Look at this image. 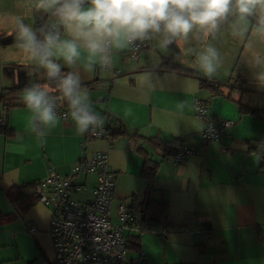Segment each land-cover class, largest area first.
Wrapping results in <instances>:
<instances>
[{
  "label": "crops",
  "instance_id": "1",
  "mask_svg": "<svg viewBox=\"0 0 264 264\" xmlns=\"http://www.w3.org/2000/svg\"><path fill=\"white\" fill-rule=\"evenodd\" d=\"M36 2L0 0V95L5 96L0 100V126L7 130L0 133V214L5 216L0 218V264H42V257L53 260L55 256L49 234L51 208L38 201L22 214L7 192L14 186L42 182L53 169L88 186L76 198L93 199L97 175L75 176L73 168L97 151H109L116 173L114 222H119L118 206L124 203L129 208L134 197L143 199L151 192L156 200L169 202L173 225L165 229L168 234L142 233L147 264H264V156L254 152L264 138V86L253 77L237 75L241 59L248 65L252 52L264 54V37L256 33L254 23L249 22L245 30L242 22L229 16L214 34L197 29L187 39L176 38L167 49L159 46L163 37L153 34L149 47L137 58L129 56V46L111 49L109 61L104 66L94 63L90 71L83 48L70 66L53 57L61 75L80 76L94 110L101 117L109 115L128 135L92 139L77 132L71 117L64 120L58 114L59 123L46 130L45 142L40 143L26 127L29 113L21 101L22 90L9 92L29 82L47 84L56 107L68 109L59 80H49L46 70L18 47L22 43L16 40L18 19L34 31L40 16H45L46 25L57 19L51 12L37 10ZM72 38L66 31L63 39ZM208 46L219 52L221 61L212 79L203 76L197 63L198 54ZM184 99L207 101L209 115L231 120L233 125L220 141L206 142L205 121L194 111L176 107ZM191 121L202 128L197 130ZM151 138L182 142L198 148L199 154L176 165L172 155L152 147ZM145 154L159 163L152 184L141 176ZM31 225L36 231L29 230ZM124 232L140 234L133 227Z\"/></svg>",
  "mask_w": 264,
  "mask_h": 264
},
{
  "label": "clouds",
  "instance_id": "2",
  "mask_svg": "<svg viewBox=\"0 0 264 264\" xmlns=\"http://www.w3.org/2000/svg\"><path fill=\"white\" fill-rule=\"evenodd\" d=\"M36 8L56 16L73 38L61 39L58 33L49 31L38 40L32 27L18 19L16 40L22 41L18 47L46 70L49 80H59L58 89L81 135L102 126L103 117L94 110L88 91L81 88L80 76L73 72L61 75V66L53 57L62 58L70 66L83 48L88 53L86 69L90 71L94 63L104 66L109 61L111 49L130 46L153 34L163 37L159 46L167 49L176 38L187 39L197 29L205 35L214 34L229 16L242 22L245 30L249 22H254V30L264 37V0H37ZM197 63L203 76L212 79L221 66L220 54L208 46L198 54ZM249 64L256 69L254 79L264 86V54L252 52ZM21 101L29 113L27 129L38 142H45L46 130L55 128L60 120L48 85L29 82L22 90ZM176 107L199 111V105L188 99L177 101ZM191 124L197 130L202 128Z\"/></svg>",
  "mask_w": 264,
  "mask_h": 264
},
{
  "label": "built area",
  "instance_id": "3",
  "mask_svg": "<svg viewBox=\"0 0 264 264\" xmlns=\"http://www.w3.org/2000/svg\"><path fill=\"white\" fill-rule=\"evenodd\" d=\"M46 31L65 37L66 30L59 24L58 19L46 26ZM149 47V40H137L129 46V56L137 58L140 52ZM199 105L197 115L205 121L202 132L206 142L220 141L224 132L233 125L228 119L216 118L209 115L208 103L196 99ZM56 111L64 120L71 116L68 109L56 107ZM102 126L90 129L88 136L96 140H110L115 124L109 115L103 117ZM4 124V120H1ZM254 152L264 156V139ZM199 154V149L183 144L172 155L176 165H183L187 160ZM74 175H97L94 187V197L90 200H79L76 195L88 189L86 184L77 182L74 178H66L57 174L53 169L49 176L36 185L39 202L51 208V225L49 234L52 238L55 256L53 260L41 258L42 264H147V255L142 250L137 256L129 254L128 236L125 229H129L134 217L127 206H118V220L112 217V203L117 184L116 173L110 163L109 151H97L88 158H81L73 168ZM31 225L29 230L36 231ZM208 238V229L204 231ZM166 236L168 232L161 233Z\"/></svg>",
  "mask_w": 264,
  "mask_h": 264
},
{
  "label": "trees",
  "instance_id": "4",
  "mask_svg": "<svg viewBox=\"0 0 264 264\" xmlns=\"http://www.w3.org/2000/svg\"><path fill=\"white\" fill-rule=\"evenodd\" d=\"M41 15V14H40ZM46 18L40 16V20L36 26V35L38 40H43L46 31ZM173 68L182 70L179 65L173 64ZM24 87L10 89L9 92L23 90ZM4 95H0V100L4 99ZM247 111L256 113V109H250L244 106ZM115 124V123H114ZM0 133H7L6 128L0 126ZM128 133L122 126L115 124L112 138L116 139L120 136H127ZM264 139V138H263ZM262 140V139H261ZM260 140V141H261ZM150 143L155 150H160L165 156L173 155L174 152L183 145L181 142H163L157 138H151ZM146 160L144 168L141 172V176L152 184L156 178L159 163L151 160L147 154H145ZM35 184L14 186L8 192L7 196L16 205L20 213H26L36 202L39 201V196L36 193ZM129 213L133 215L134 221L130 227L137 229L140 234L129 235L128 240L129 249L135 251H142V233L144 232H162L163 230L171 227L173 224L169 220V202L166 200H156L151 192L145 194L143 199L134 197L131 205L128 208ZM5 217L0 214V218Z\"/></svg>",
  "mask_w": 264,
  "mask_h": 264
},
{
  "label": "rangeland",
  "instance_id": "5",
  "mask_svg": "<svg viewBox=\"0 0 264 264\" xmlns=\"http://www.w3.org/2000/svg\"><path fill=\"white\" fill-rule=\"evenodd\" d=\"M243 61V59H241V61L239 62L238 66H237V75L238 76H248L249 77V80L251 77L254 78V71H256V69H253L250 64L248 63V65H245ZM243 74V75H242ZM229 77V76H228ZM236 77V76H235Z\"/></svg>",
  "mask_w": 264,
  "mask_h": 264
},
{
  "label": "water",
  "instance_id": "6",
  "mask_svg": "<svg viewBox=\"0 0 264 264\" xmlns=\"http://www.w3.org/2000/svg\"><path fill=\"white\" fill-rule=\"evenodd\" d=\"M254 23V22H253Z\"/></svg>",
  "mask_w": 264,
  "mask_h": 264
}]
</instances>
